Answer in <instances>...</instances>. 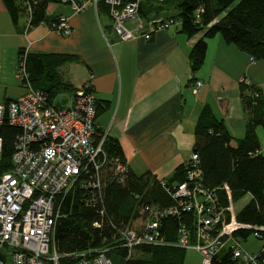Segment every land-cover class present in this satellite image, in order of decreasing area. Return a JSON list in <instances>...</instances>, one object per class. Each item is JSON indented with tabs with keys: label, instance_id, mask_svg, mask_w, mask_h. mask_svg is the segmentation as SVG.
<instances>
[{
	"label": "trees",
	"instance_id": "trees-1",
	"mask_svg": "<svg viewBox=\"0 0 264 264\" xmlns=\"http://www.w3.org/2000/svg\"><path fill=\"white\" fill-rule=\"evenodd\" d=\"M2 1L12 22L17 25L24 17L28 27L40 22L49 25L58 16L52 12L51 6L60 2ZM172 3L177 8L173 13L169 12ZM99 9L107 13V6L103 2L99 3ZM139 13L142 16L176 18L180 31L188 37L202 31L188 51V63L193 72L203 62L207 38L215 34H220L225 42L235 44L251 58L264 59V0H143ZM23 51L22 47L18 49L17 62ZM79 59L74 53L26 51L24 64L32 86L46 91L49 100L60 105L54 101L55 93L65 86H71L73 93L76 88L69 81L62 80L59 67ZM87 82L90 83L87 89L92 90L89 79L82 85ZM240 87L246 109L244 135L234 136L223 118L216 117L210 105L205 103L195 121L191 152L198 156L200 182L216 192L222 221L231 219L242 224L233 232L246 237L252 226L264 227V154L259 151L256 133L257 125L264 129V94L252 84L248 87L241 83ZM248 88L257 94L248 92ZM9 99L5 98L4 103ZM95 102L97 115L108 103L98 98ZM97 130L100 131L99 128ZM19 131L17 125L10 124L6 119L0 124V174L12 167L11 155ZM102 147L109 161L102 172L101 186L94 187L88 182L80 185L75 180L70 188L56 196L60 215L54 222L52 243L62 259L81 250L106 246L105 253L114 264H186L184 247L173 242L180 222L191 226L190 211L166 214L161 218L159 232L166 242L164 244H140L133 249L132 255H128L126 248L118 245L114 239L119 236V228L141 214L139 211L145 204L170 207L176 203L160 179L163 178L165 186L169 187L186 179L189 160L176 165L170 175L159 178L149 170L139 174L133 172L125 162L117 138L106 134ZM115 157L126 166L120 179L111 170ZM89 166L92 172V164ZM245 194H249V198L232 214L229 205ZM135 251L138 253L135 254ZM211 264H236V260L231 258L228 250L222 249Z\"/></svg>",
	"mask_w": 264,
	"mask_h": 264
},
{
	"label": "built area",
	"instance_id": "built-area-1",
	"mask_svg": "<svg viewBox=\"0 0 264 264\" xmlns=\"http://www.w3.org/2000/svg\"><path fill=\"white\" fill-rule=\"evenodd\" d=\"M59 1L74 12L88 4L99 12V3L103 2L107 6V26L118 40H147L155 30L179 24L171 16H142L139 6L143 0ZM26 28L27 21L23 31ZM49 28L61 35L71 31L64 14H58ZM25 53L26 50L17 62V75L25 91L0 103V124L6 119L20 128L14 140L12 167L0 174V264H114L105 253L106 246L81 250L63 260L52 243L54 222L60 215L56 196L75 180L80 185L88 182L101 186L102 172L109 161L102 147L106 131L97 130L96 98L87 89L89 82L78 86L67 104H55L46 91L30 83ZM240 83L248 87L252 84L246 76L240 78ZM200 84L201 80L195 79L192 89L195 91ZM247 91L257 94L249 88ZM1 146L0 136V153ZM188 160L186 179L170 187L160 179L176 203L170 207L145 204L135 220L119 228V236L114 240L126 248L128 255L140 244H164L159 232L161 218L187 210L192 213L191 226L180 222L173 244L194 248L200 253L202 264H211L222 249L230 252L236 264H264V227L252 226L249 232L261 240L260 247L255 252L244 249L241 242L248 235L233 232L242 224L231 219L222 221L216 192L200 182L197 154L191 152ZM112 162L111 170L120 179L126 166L117 157Z\"/></svg>",
	"mask_w": 264,
	"mask_h": 264
},
{
	"label": "crops",
	"instance_id": "crops-1",
	"mask_svg": "<svg viewBox=\"0 0 264 264\" xmlns=\"http://www.w3.org/2000/svg\"><path fill=\"white\" fill-rule=\"evenodd\" d=\"M52 10L67 16L71 25L68 35L56 33L46 22L21 31L26 19L21 17L15 25L0 0V103L16 97L7 94V82L18 77L20 47L74 53L80 59L69 64L72 73L67 76L72 87L89 79L94 96L107 100L106 108L95 117L96 127L117 138L126 164L135 173L149 170L165 177L186 162L195 121L205 103L216 117L223 118L234 136L244 135L246 109L240 96V78L246 76L264 94V59L251 58L215 34L207 38L203 62L193 72L188 51L202 31L188 37L177 24L155 30L147 40H118L107 26L106 13L98 12L93 4L78 12L65 4ZM195 79L201 84L194 91ZM259 126V151L264 154Z\"/></svg>",
	"mask_w": 264,
	"mask_h": 264
},
{
	"label": "rangeland",
	"instance_id": "rangeland-1",
	"mask_svg": "<svg viewBox=\"0 0 264 264\" xmlns=\"http://www.w3.org/2000/svg\"><path fill=\"white\" fill-rule=\"evenodd\" d=\"M175 3V2H174ZM174 3H172L173 5H170L169 7V12H176L177 8L174 6ZM65 3L59 2V3H55L51 6L52 8H55L57 10H59ZM66 5V4H65ZM107 18V15L106 17ZM78 61V60H76ZM70 62H74V61H70ZM70 62H67L65 64H62L59 67V74L62 77V80L64 81H69L70 83L71 80L68 79V74L72 73L71 70V66L69 65ZM68 64V65H66ZM83 82L80 84L82 85ZM79 85V86H80ZM25 91V87L21 84L20 82V78L19 77H11L8 82H7V94L13 95V96H19L21 95V93H23ZM72 91L71 86H65L63 88H60L55 95L53 96L54 101L59 103L60 105L64 104L65 101H69V94ZM258 130H260V139L261 141L264 143V129L263 127L259 126ZM248 196L243 195L242 197H240L239 199H237L236 201L233 202V205L230 207L231 211L233 212L234 209L236 210V212L238 211L239 207L247 200ZM242 246L244 249H246L249 252H255L261 244V240H259L258 238L254 237L251 234H248V236L246 237V239L244 241L241 242ZM185 249V254H184V261L186 264H202V259H201V255L198 251H196L194 248L191 247H187L184 248ZM135 250V249H134ZM132 250V251H134ZM138 252L135 251V254H137ZM132 255V252H131Z\"/></svg>",
	"mask_w": 264,
	"mask_h": 264
},
{
	"label": "bare ground",
	"instance_id": "bare-ground-1",
	"mask_svg": "<svg viewBox=\"0 0 264 264\" xmlns=\"http://www.w3.org/2000/svg\"><path fill=\"white\" fill-rule=\"evenodd\" d=\"M182 211L189 212V211H187V210H182Z\"/></svg>",
	"mask_w": 264,
	"mask_h": 264
}]
</instances>
